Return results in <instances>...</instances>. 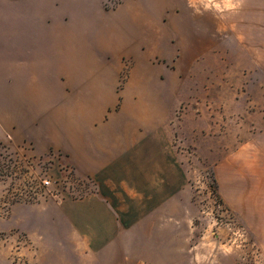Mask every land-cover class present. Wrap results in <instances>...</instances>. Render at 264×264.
<instances>
[{"label":"rangeland","instance_id":"374dc122","mask_svg":"<svg viewBox=\"0 0 264 264\" xmlns=\"http://www.w3.org/2000/svg\"><path fill=\"white\" fill-rule=\"evenodd\" d=\"M127 1L90 2V13L112 14ZM138 1L145 14L161 9ZM169 1L160 26L166 52L149 61L160 81L175 73L178 84L163 128L170 166L168 178H159V204L129 224L127 253L109 256L78 240L65 219L43 212L98 193L96 179L76 175L61 197L44 199L43 156L32 158L30 145L15 148L7 138L0 143V264H264V0L203 7ZM61 2L0 1V109L17 99L10 91L43 81V49L50 59L71 41L76 8ZM188 10L205 23L207 37L197 40L205 45L185 38ZM123 63L120 89L133 71L132 60ZM47 75L56 78L52 68Z\"/></svg>","mask_w":264,"mask_h":264},{"label":"crops","instance_id":"0c3cea01","mask_svg":"<svg viewBox=\"0 0 264 264\" xmlns=\"http://www.w3.org/2000/svg\"><path fill=\"white\" fill-rule=\"evenodd\" d=\"M61 1L76 8L71 41L50 59L43 49V81L34 79L10 91L17 99L12 97L9 109H0V143L9 138L15 148L28 144L32 158L61 154L63 159L52 168L55 177L68 163L78 176L96 179L98 193L50 203L43 212H54L72 225L78 240L105 247L116 258L128 251L129 224L159 204V178H168L170 150L163 128L178 84L175 73L160 81L150 73L149 61L166 52L168 34L165 29L161 34L160 26L170 1L149 0L148 5L161 7L155 14H145L138 0L125 2L112 14L97 8L91 14L90 2L97 0ZM209 1L183 0L182 5H233V0ZM190 11L184 16L185 38L197 44L207 36L202 18ZM124 58L132 60L133 71L120 89ZM49 66L56 78L47 75ZM22 98L26 102L17 101ZM145 197L141 206L138 199Z\"/></svg>","mask_w":264,"mask_h":264},{"label":"built area","instance_id":"2783aa9c","mask_svg":"<svg viewBox=\"0 0 264 264\" xmlns=\"http://www.w3.org/2000/svg\"><path fill=\"white\" fill-rule=\"evenodd\" d=\"M63 159L59 153H51L47 157H43V198H59L62 195L63 185L71 183V179L77 178L76 171L73 166L64 163L60 166V177H55L52 173L54 164ZM54 178H63L61 180Z\"/></svg>","mask_w":264,"mask_h":264}]
</instances>
